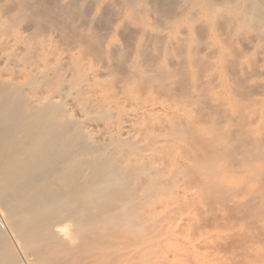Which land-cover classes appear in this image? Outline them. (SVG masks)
Segmentation results:
<instances>
[{
    "label": "bare ground",
    "instance_id": "1",
    "mask_svg": "<svg viewBox=\"0 0 264 264\" xmlns=\"http://www.w3.org/2000/svg\"><path fill=\"white\" fill-rule=\"evenodd\" d=\"M118 3L0 0V264H264V0Z\"/></svg>",
    "mask_w": 264,
    "mask_h": 264
},
{
    "label": "rangeland",
    "instance_id": "2",
    "mask_svg": "<svg viewBox=\"0 0 264 264\" xmlns=\"http://www.w3.org/2000/svg\"><path fill=\"white\" fill-rule=\"evenodd\" d=\"M64 1L66 2V1H69V0H64ZM95 1H97V3L100 2V4H97V6L96 5H90L89 8L87 7L88 8L87 9V14L89 16L88 19H92V18L96 17L97 13H101L103 11V9L105 10V8L106 9L108 8L110 11H112V12L114 11L115 14L116 13L121 14L120 12L122 11V15L124 17L123 19L124 20L125 19L127 20V21L125 20L126 21L125 23H121V21L118 20L116 22L117 23L116 25L114 24L111 28H109V29L106 30V33H108L107 36H109L108 37V40L109 41L113 42L112 40H114L113 43H115V44H120L121 41L123 42L122 38L119 35L117 36L118 33L116 32V29H118L119 26H121V25H124V24L127 25L128 28H130V30H132V31L139 30L140 28H142V21L140 19H137V18H134V17H131V16H126V15L123 14L124 12H123V10H121L122 7L118 3V0H95ZM98 7L100 8L101 12L98 11L99 10ZM122 15H120L118 17L119 18H122ZM159 20H160L159 19V16L156 13H153L152 12L151 15H150V21H151V23H159L158 22ZM160 23L162 24V27H164V28L160 29L159 33L166 34L167 33V31H166V25H167V23H164L162 21ZM110 37H111V39H109Z\"/></svg>",
    "mask_w": 264,
    "mask_h": 264
}]
</instances>
